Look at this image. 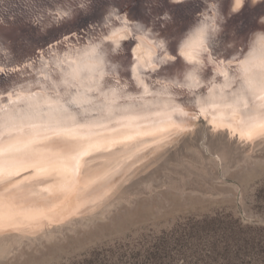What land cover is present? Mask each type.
Instances as JSON below:
<instances>
[{"label":"bare ground","instance_id":"6f19581e","mask_svg":"<svg viewBox=\"0 0 264 264\" xmlns=\"http://www.w3.org/2000/svg\"><path fill=\"white\" fill-rule=\"evenodd\" d=\"M222 1L197 2L190 10L191 27L175 40L180 55L191 65L186 71L176 70L186 83L183 91L169 90L170 81H154L137 72L138 63L155 68L156 51L168 49L162 35L164 19L151 21L152 32H139L147 35L137 37L132 76L125 78L124 71L105 66L107 59L97 40L75 48L76 40L58 58L52 55L55 42L41 48L45 61L36 71L40 77L45 80L51 74L49 65L57 64L73 79L61 90L60 78L49 82L42 77L33 83V91L24 88L32 82L26 79L0 103V255L16 251L26 239H51L66 229L90 226L112 214L120 202L160 191L169 185L161 170L196 158L197 151L217 159L220 168V145L230 152L242 150L233 156L234 166L251 156L264 159V84L260 82L264 26L247 36L248 47H241V57L226 62L212 50L215 61L207 43L214 41ZM233 7L239 8L240 0ZM119 30L115 43L125 35ZM240 33L235 38L246 34ZM68 42L74 43L65 38ZM184 53H191V58ZM31 65L6 76L19 80L30 74L25 70ZM134 84L141 86L139 94ZM0 85L3 89L5 84Z\"/></svg>","mask_w":264,"mask_h":264},{"label":"rangeland","instance_id":"374dc122","mask_svg":"<svg viewBox=\"0 0 264 264\" xmlns=\"http://www.w3.org/2000/svg\"><path fill=\"white\" fill-rule=\"evenodd\" d=\"M235 149L222 173L201 151L172 160V186L122 202L90 226L24 244L0 264H264V159L234 166Z\"/></svg>","mask_w":264,"mask_h":264},{"label":"water","instance_id":"95a60500","mask_svg":"<svg viewBox=\"0 0 264 264\" xmlns=\"http://www.w3.org/2000/svg\"><path fill=\"white\" fill-rule=\"evenodd\" d=\"M147 1L148 2L144 0H0V84H5L3 89L0 88V103L7 100L8 94L12 93L13 96L15 92L20 89L19 85L26 79H31L32 81L29 82V87H24L26 91H33L35 88L32 86L33 83H36L35 81L42 77V81L47 80L49 82L60 78L61 81H64L61 84L59 82L60 80L57 81L56 84H60L58 86L60 89L61 86H63V89L67 87L68 84H72L71 80L73 77L67 74V71L64 73L65 70L63 68L59 69L56 67L57 64L49 65L52 70L47 69V71H51V74L46 76L45 80L43 75L40 77L41 74L36 73V71H40L38 70L40 69V65L44 66V51H42L41 48L47 43L55 42L57 48L52 52V55L58 58L65 56L69 49V45H74L78 42L74 47L79 48L83 45H92L97 40L100 46L99 48H101L102 51L104 50L102 56L107 59L105 66H111L114 72L115 70L120 73L124 71V78L126 74L132 76L134 67L133 60L136 58L135 55H133V49L138 38L140 35H147L143 33L145 32L143 29L147 30L148 33L152 32L154 26L151 24V21L154 22L159 19H164L163 21L166 22L165 28H162L164 29L162 30V35L169 38L164 39L168 41L166 45H169V47L165 51H156L154 54L155 68L146 67L138 63L137 66L139 68L137 72L142 74L144 72L146 75L152 76L154 81H166L165 83H169L170 81L171 86L169 90L174 88L179 91L186 90V83L183 85L184 82H181L183 77L176 76V70L182 69L186 71L191 65L187 59H183L180 53H178L175 40L180 36V33H185L187 29L191 27L193 21V13L191 11H194L196 3L202 1L206 3L208 0H168V2L167 0H160L159 4L154 2V0H150L152 2L149 0ZM192 3H194L193 6ZM221 4L223 9L218 15V20H216L217 24L216 22L214 24L216 27L212 34L214 35V41L212 44L207 43V47H209L208 50L213 54L215 61L217 60L215 55L217 56L220 52V56H222L221 59L228 62L232 61L234 58L241 57L242 53H239L241 47H244V49L248 47L247 36L254 32L257 27V30H261L264 26V0H258L253 3L251 0H244L241 9L240 7L236 8L240 9L238 12H232L231 0H223ZM44 22H47V24L45 25ZM241 25L242 28H240ZM129 27L134 31H130L128 29ZM119 28V31L125 32V35L119 39L120 41L118 43H115L113 38L116 37ZM239 29H242L244 34H246L242 38L237 39L235 37L240 36V32H242V30L238 31ZM170 30H174L171 35H169ZM205 30L210 31V28L206 27ZM141 31H143V34L139 33ZM235 31H237V36H232V33ZM65 38H69L73 42L76 40L78 41L73 44H70L72 42L65 44ZM212 50L217 54L214 55ZM30 51H32L31 54L27 56L26 53ZM166 53L169 54L166 55ZM163 57L167 58L162 59ZM48 61L50 60H46V62ZM22 63L23 65L32 64L25 70L30 74L27 76L22 75L19 80L10 81L6 73H11L14 69H18L19 67L23 68L24 66ZM61 64L62 66L67 65L66 62H62ZM117 80L114 79L112 82ZM120 80L121 81H118L122 83L123 80ZM130 81L131 79L126 82ZM156 83L152 84L154 88L156 87ZM122 85H125V83L123 82ZM132 88L138 94L141 91L140 85L134 84ZM222 151L219 157L221 168L228 167L230 162H227V160L226 163L224 159L225 155L228 156L229 151ZM231 155L233 156L234 154ZM229 157L226 158L229 159ZM241 157L239 160H241ZM252 157L258 158L254 156L250 158ZM221 170L222 169H220V173H222ZM168 171H174V167L170 164L162 172V176L169 180L168 184L170 185L173 181L170 176L166 174ZM156 192L157 191L153 192V194ZM144 195L152 194H138L132 197L130 201L125 202L132 203L134 198ZM107 218L108 216L99 219ZM80 226L81 225H78L76 227ZM58 235H64V232L58 233L51 239L42 238L34 242L26 239L23 243L21 242L16 251L0 255V259L13 256L24 244L30 246L36 241H50Z\"/></svg>","mask_w":264,"mask_h":264},{"label":"clouds","instance_id":"9594fccd","mask_svg":"<svg viewBox=\"0 0 264 264\" xmlns=\"http://www.w3.org/2000/svg\"><path fill=\"white\" fill-rule=\"evenodd\" d=\"M236 3V0H233V4H232V12H238L240 9H241V7L243 6V0H240V9H235L234 7H233V5ZM178 53H179V49H178ZM183 55H186V56H188L189 58H191V53H184Z\"/></svg>","mask_w":264,"mask_h":264},{"label":"snow or ice","instance_id":"6c2138e0","mask_svg":"<svg viewBox=\"0 0 264 264\" xmlns=\"http://www.w3.org/2000/svg\"><path fill=\"white\" fill-rule=\"evenodd\" d=\"M260 82L264 84V68L260 70Z\"/></svg>","mask_w":264,"mask_h":264}]
</instances>
